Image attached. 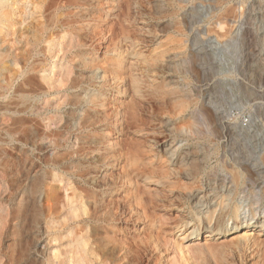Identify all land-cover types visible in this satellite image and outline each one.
I'll return each mask as SVG.
<instances>
[{
  "label": "rangeland",
  "instance_id": "1",
  "mask_svg": "<svg viewBox=\"0 0 264 264\" xmlns=\"http://www.w3.org/2000/svg\"><path fill=\"white\" fill-rule=\"evenodd\" d=\"M40 2L41 0H17L16 9L12 8V10L16 14L15 21L19 23L9 31L11 36L7 38V40L15 38L16 43L14 48L10 45L4 46L11 57L8 59L10 73L4 71L0 74L2 75L0 149L3 148L8 152L4 163L8 168L0 169V264L79 263L74 239L79 231L76 223H79L80 219L66 221L62 216L60 218L62 212L58 215L60 218L58 224L52 230L46 231L44 224L39 226L34 224L36 228L29 226L32 224H27L29 228L25 225L20 235L11 221L10 211L14 203L12 200L15 199L13 190L15 183L12 175L13 167H11L14 158L10 157H14L18 145L5 129L8 128L9 131V127H12L9 118L12 115L10 104L14 99L12 98L14 88L29 73L36 75L34 77L37 93L40 95L35 99L38 101L36 117L39 118L40 125L43 123L41 126L45 130L42 131L41 127L39 134L42 136L40 146L46 150L43 149L41 153L35 150L34 156L46 160L60 152L64 154L67 151L65 152L67 154L78 148L79 142L76 141L75 134L72 136L66 134V142L63 141L65 148L60 150L58 138H47L48 130L45 126H49L52 122L50 126L53 125V128L63 127L60 130H65L67 124H73L74 130H78L80 120L87 113H91L93 118H96L92 135L97 133L99 136L96 140L103 144L101 151L93 153L92 148L88 151L89 155L81 159L82 162L86 160V165L103 159L101 163L99 162L102 164L104 158L108 156L109 160L106 159L105 163L112 165L107 167V171L106 167L102 168L98 179L103 180L101 176L104 172L108 177L114 174L112 179L118 180L122 187L118 190L113 186L114 190H108L107 193L98 189V192L101 196L106 193L104 196L106 198L111 195L115 202L126 199L125 190L129 186L127 179L126 181L122 179V183L121 179H118L122 178L126 162L124 158L116 161L115 156L118 154L114 153H117L122 145L126 147L136 143V146L145 145V150L158 147L161 149L159 155L166 163L165 166L172 169L179 168L176 158H180L185 151L194 147H207L209 152L205 165L202 164V176L204 174L213 178L226 177L232 170H238L236 162L239 160L253 168L258 163L264 167L261 163L264 156V0H102L101 5L99 0H92L91 4H94L95 8L96 6L103 8L100 7L103 10L100 13L102 19L97 20L94 27L105 33L96 36L93 35L94 28L89 29L87 34L90 39L85 36L88 38L87 45L80 47L76 55L68 50L67 40L62 49L58 47L52 53H40V49L45 46L41 45L32 52L29 62H26V52L31 45L29 40L34 35V26L38 22L37 6ZM71 11L76 13L79 10ZM104 34L106 35L103 36ZM16 55L21 57L19 66L13 64ZM83 58L94 60L96 64L84 67L80 64L83 61H79ZM69 61L72 63L70 64ZM6 77L19 78L16 79L13 88L8 89ZM67 77L70 81L81 79L83 85L76 88L62 86L61 78ZM132 84L135 86L132 87ZM136 87L140 88L139 92L134 90ZM98 95L102 99L100 104L104 106L93 108L88 100L99 97ZM70 96L74 100H80L79 105L67 106L65 99ZM135 102L138 104L136 105ZM129 103L139 107L140 125L136 123L137 126L136 124L132 126L128 122L122 131L120 125L124 124V110ZM70 112L75 113L72 119L69 118ZM128 124L132 126L130 129ZM77 133L81 134L79 136L83 135V140L87 142L85 137L88 131L79 130ZM86 147H90V144L86 143ZM171 157H174L172 158L174 162L169 160ZM78 163L77 161L73 164ZM40 167L46 169L43 164ZM257 174L263 178L264 168L257 171ZM59 181L60 179L57 178L56 185L54 183L53 185L60 188L57 191L61 196L64 182ZM139 182L141 188L146 186L142 180ZM148 188L150 190L157 188L161 192H166L161 185L148 184L147 190ZM241 189L243 190V187ZM263 189L264 184L257 188L256 192L262 193ZM197 193L198 197L204 195L205 188ZM39 201L42 205L44 195ZM195 204L196 201L191 200L178 208L161 210L160 215H167L172 222L185 218V224L183 227H176L175 224L166 225L163 230H158L156 235L159 237L160 245L158 247L148 245L150 247L148 256L146 257L145 254L141 258L143 264H264L263 230L259 237H255L258 238L260 247L253 246L252 250H246L243 256L238 250H234L236 247L231 243V238L236 236L233 235L235 233L244 235L251 230L260 231L257 223L264 221L262 196H252L246 192L243 195H236L232 202L228 201V204L237 206L240 210L239 226L236 227L234 220L227 215L225 218L227 225L220 227L224 232L218 237L221 239L206 238L209 230L206 220L208 212L215 209L214 204H211V209L207 205L195 208ZM123 211H121L122 220L115 224L116 233L123 237L129 232L127 234L129 239L142 242L146 229L143 221L135 224L131 220L135 213L128 211L122 214ZM217 211L213 223L220 218H218L219 208ZM126 220H131L132 223L127 225ZM203 221L205 226L200 231V235L192 237V226ZM88 225L93 229L98 227L96 223H88ZM133 250L136 253L138 249ZM125 252L126 250H123L122 255ZM155 257L158 259L156 260Z\"/></svg>",
  "mask_w": 264,
  "mask_h": 264
},
{
  "label": "bare ground",
  "instance_id": "2",
  "mask_svg": "<svg viewBox=\"0 0 264 264\" xmlns=\"http://www.w3.org/2000/svg\"><path fill=\"white\" fill-rule=\"evenodd\" d=\"M91 1L89 0H41L39 5L37 6V9L39 11L38 13L39 17H38L37 25L34 26V35L29 40V43L31 45L28 51L26 52L27 53L26 62H29V59H31L33 55L32 52L36 51L35 49L41 45H45V46L40 49V53L41 52L42 53H46V52L52 53L58 47L62 49L65 44V41L67 40L68 42L66 43V45L68 46V50L71 53L76 55L80 47L82 48L87 45L86 39L88 38H85V36L86 35L88 36L87 32H89V29L93 27L94 28L93 35H96V36L102 33H105V31L103 30L98 31V29L94 27L96 25L95 22H97V20L101 21L102 19V16L100 13L103 11L102 10L103 8L101 6H96L97 8H95L94 4H91ZM101 1L102 0H99V3ZM16 2L17 0H0V74H3L4 71H7V72L9 71L10 73L8 59H10L11 54L9 53V51H7L8 49L5 50L4 46L10 45L12 48H14V45L16 43L15 38L12 40H7V38L11 36L9 34V31L12 30L13 27L17 23H19L15 21L16 14L12 10V8L16 9L15 7ZM72 9L79 10V11L78 12L76 11L75 13L74 11H71ZM97 14H100V15H97ZM96 15L98 17H96ZM99 21L97 24H99ZM86 23L88 24L85 25ZM105 35L106 34H104L103 36ZM88 37L90 39V36ZM95 42L97 41L95 40ZM17 50L18 49L16 48L15 51ZM78 55H80V53ZM20 59L21 57L19 55L14 56L13 64L15 66H19L21 63ZM77 59L78 58L76 57V60ZM88 59L83 58L79 60V61H83L80 64H82V66L84 67H86L87 65L93 66L96 64L94 60L89 61ZM69 63L71 64L72 62L69 61ZM97 65L99 66L98 63ZM34 68L33 70H35ZM30 70L33 73L32 69ZM34 76L33 74H30V73L27 74L24 77V79L21 81V83L15 86L14 92H13L14 97H12L14 99L13 101H11V104L9 103L12 107L8 106L12 108L11 110L12 115L9 118L12 121L11 122L12 127H9L10 129L9 131H7L8 128L5 129L3 127V129L6 130V133L12 137L14 143L18 145V147H16V150H15L16 154L13 152L15 154L14 157H10V158H14L12 159L14 161V164L11 167H13L12 175L14 177L13 182L15 183L14 189H13L15 199L12 200L14 201V203H13L12 211L10 212H11L12 224L14 226V229L19 233V235L22 229L27 224H32L29 226L31 227L34 226L35 228L36 226H39L40 224L41 225L44 224L46 226L45 228L47 229L46 231H49V230H52L56 226V224H58L59 219L62 217L66 221L80 219V222L76 223L77 227L79 228V231L76 233L75 239H74V243L77 246L78 254H79L78 264H143L141 258L145 254H146V257L148 256L147 253L150 248L148 247V245H157V247L158 245H160L159 237L158 235H156L158 230H163V227L166 225L175 224L176 227L177 226L183 227L185 224L184 223L185 218L181 217L182 219L172 222V220L169 219L167 215H166L167 217L164 214L160 215L161 210L165 211V210H168L174 207L178 208L182 206L184 203H187L191 200L196 201L195 208L199 206L207 205V206H210L209 209H211L212 207L211 204H214L213 207L215 209L212 211L210 210L208 212L209 214L206 220V224L208 225V228H209L207 232L208 236H206V238L221 239L218 237L224 233L223 229H221L222 228L221 226L227 225V222L225 221V218L227 215L232 220H234L236 227L239 226L238 220H239L240 210L237 206H232L231 204H228V201L232 202V200H234L236 195H239V194L243 195L246 192L252 194V196L259 195L264 198V189L262 193L256 192V189L259 188L262 184H264V179H263L264 177L261 178V176L258 175L259 173L257 174V171L261 170V168H264L262 167V165L260 166V163H258L255 166L256 169L261 167L259 170L256 171L255 168L250 167L246 163H243L242 161L239 160L236 162L238 170L236 169L232 170L229 176H226V177L225 176L224 177L215 176L213 178L207 175L204 176V174L202 176V164H204L207 161V157H208L207 152H209L207 147H200V148L194 147L193 149L185 151L183 155H180V158L179 157L176 158L178 160L179 168L172 169V168L166 167L165 166L166 163L163 162V158L160 157L159 153L161 152V149H159L158 147L157 148L153 147L150 149L147 148L148 150L147 149L145 150V147H144L145 145L143 146L144 148L142 147V145L136 146L135 142H134L135 145H129V146L126 145V147L123 145L121 147L120 146L121 144L117 145V146H120V148L117 153H114L116 155L118 154L117 156H115L116 161H119L121 158H124L126 162V165H124V173L122 175V178H118V179H121L120 180L121 183H122V179H124L125 181L127 179L128 180L127 182H129V186L125 190L126 195H127L126 199H124V201L122 202H117V201L115 202L113 198L111 197V195H109L107 198L104 197L108 190L113 189L112 188L113 186H116V189L118 190L122 186L118 183V180L112 179L114 178L113 176L114 174L113 175L110 174L108 177L107 173L104 172L103 170L102 171L106 173L105 175L103 173L102 174L103 176H101L103 180L99 181L98 179V175L101 169L106 167V171H107V167L112 165V163H108V162L105 163L106 162L105 160L108 159L107 158L108 156L104 158L105 160L102 164L100 163L102 162L103 159L98 160L97 163L96 162H93L90 164L88 163V165H86L85 163L86 160L85 162H82V160L85 159V157L89 155L88 151H90L92 148H93V153H95L96 151H101L100 150L101 144H103V142L101 143L100 141L96 140L97 137L99 136L97 135V133L92 135V132L94 133V130H95L94 127L96 124V121H95L96 118L94 119L91 113H87L80 120L78 130H74L73 124H67L66 127L64 126L65 130H60L63 127L53 128V125L50 126L52 122L49 124V126L48 125L45 126V129L48 130L46 131L47 134L45 133L46 135H48L47 138H56V139L58 138L57 139L59 142L58 148L60 150L62 148H65L63 141L66 142V139H65L66 134H70L71 136L72 134H75L74 136H76V141L79 142L77 144L78 148H75V150H72V152H69L67 154H65V152H67L65 151L64 152L65 155L60 152L61 154L60 153L55 154L50 159L47 158L46 160L45 158L43 160L42 157H41L42 159H40V157L34 156L35 150H38L41 153L43 149H45L40 146V141L42 140L41 139L42 136H40L39 133H41V131L39 130L42 127L41 125L43 123H41L40 125L39 118L36 117V111L38 109L37 108L38 101H36L35 99L39 97L40 95L39 93H37L38 90H37V85L35 82L36 79ZM18 78L16 77H6L5 78V80H7L8 89L13 88L14 84L16 83L15 81ZM81 78L84 79L83 77ZM135 79L136 81H138L137 78ZM82 82L83 81H81V79L80 81L79 79L78 80L72 79L70 81L69 77L65 79L61 78L60 80V83H62V86L65 85V87L68 86V88H76L78 86H82L83 85ZM133 84H136V82ZM133 84H132V87L135 86ZM0 88H1V85H0ZM0 90H2V88ZM134 90H137L136 92H139L140 88L136 87V89ZM0 96H1V93H0ZM100 99H101L100 96L99 97L96 96V97L90 98L88 102H90L93 108L102 107L104 105L100 104L102 103V99L101 100ZM80 102H81L80 100L78 101V100L72 99L71 96L66 97L65 99V104L69 107L76 106L77 104L79 105ZM137 102H135L136 105L138 104ZM132 104L129 103V105H127L125 108L126 111L124 110L125 112L124 113L125 114L124 124L120 125L122 131L126 128L125 124L127 125L128 122H130L129 124L131 125L132 124L134 125L139 122V116H138L139 107L134 104L132 105ZM41 110H38V111H41ZM73 116L75 117V113L70 112L69 118L71 117L72 119ZM140 121L142 120L140 119ZM144 123L146 124L145 120H144ZM205 123H207L206 120H205ZM129 124L128 126H130L129 127L130 129L133 125L131 126ZM135 126H137V124ZM79 130H81L82 132L88 131L87 136L85 137L87 142L83 140V137H82L83 135L79 136L81 135L77 133ZM42 131H45V130L43 129ZM201 131H204V130H201ZM179 132H180V129H179ZM194 133H196V131H194ZM86 143L90 144V147H86ZM23 147H25L26 149ZM1 149H0V169L3 170L5 168H8V167H5L4 165L5 159L8 156V152L7 150H4V149L1 150ZM153 154L154 156H152ZM148 155H150L151 157L149 156V158H147ZM167 157H168V154H167ZM172 158L174 157H171L169 160L173 161ZM147 160L149 161L147 162ZM77 161L79 162L78 164H73ZM261 163L264 165V156L262 157ZM42 164L43 166L46 167V169L40 167L42 166ZM121 168H123V166ZM241 174H243V176ZM57 178L60 179L59 181L60 183L64 182V186L62 187L63 192L61 191V193H63L61 195L62 197L60 196V193H58L57 191L59 187H55L53 185V183L55 184ZM140 180L146 183L145 184L146 188L144 187L145 189L143 188V186L142 188L141 186H139ZM81 183H84V185H82ZM148 184L161 185L162 187H164V190H166V192L165 191L161 192L159 191L160 189L158 190L157 188L156 189L153 188V190L152 189L150 190V188H148L149 190H147ZM241 187H243V190L241 189ZM204 188H205L206 193L198 197L197 192L203 190ZM98 189H100L101 192L104 191L106 193H104V195L101 196L100 193L98 192ZM42 195H44V201L42 202L43 204L41 205L39 200ZM210 197H212V199H209ZM218 208L220 211L218 213V218L219 217L220 218L215 223H213V219H214L215 214L218 212L217 211ZM122 210H124L122 214H126V212L128 213V211L130 213H135L132 219L131 217H129L132 220V222H134L135 224L139 221H143V224L146 226L145 227L146 229L143 233L142 242H140V240H137V239H134V240L129 239L127 237V234L129 232L126 233V235L123 237L119 236L116 233L115 224L122 220V217H121ZM62 212L63 214L61 215L60 213ZM59 214H60V218L58 217ZM127 216L125 217L127 218ZM131 220L130 221L126 220V224L127 225L131 224L132 223ZM88 223H93V224L96 223L98 227L94 229L90 228ZM34 224H36V226ZM257 224H258L257 227L260 228L259 232H257V230L255 232L251 230V231L244 233V235H241V234L238 235L235 233L233 235H236V236L231 238L232 242L231 241L230 242L236 247V248L233 247L235 248L234 250H238L240 254L242 253V256L245 255L246 250L251 249L255 245L259 246V242H257L258 238L255 239V237L256 236L259 237L260 233H262V230L264 231V221L261 223L258 222ZM204 226H205V221H203L202 223L200 222L195 223L192 226L193 227L191 231L193 235L192 237H198L200 235L199 234L200 231L203 229ZM133 249L135 250L138 249L137 252L138 251L139 252L135 253ZM123 250L124 251L126 250L124 255H122ZM229 251H230V248H229ZM258 251H259V248H258ZM141 252L142 254H140ZM233 254L234 253H232V255Z\"/></svg>",
  "mask_w": 264,
  "mask_h": 264
}]
</instances>
